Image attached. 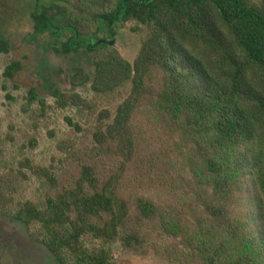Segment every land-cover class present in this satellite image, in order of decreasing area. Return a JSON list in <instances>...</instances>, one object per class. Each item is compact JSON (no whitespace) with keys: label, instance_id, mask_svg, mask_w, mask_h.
I'll return each mask as SVG.
<instances>
[{"label":"trees","instance_id":"16d2710c","mask_svg":"<svg viewBox=\"0 0 264 264\" xmlns=\"http://www.w3.org/2000/svg\"><path fill=\"white\" fill-rule=\"evenodd\" d=\"M36 1L33 32L50 36V49L69 64L72 91L47 88L59 109L83 106L77 87L110 94L131 84L112 123L96 133V154L115 148L132 161L131 120L147 101L155 99L172 118L186 115L190 123V222L143 199L133 217L115 179L102 182L83 164L73 187L56 190L42 205L27 201L17 209L23 224L38 229L55 264H112L109 246L118 239L126 251L145 254L156 244L149 245L142 230L155 222L177 241L165 253L174 264H264V0ZM130 22L147 29L133 63L112 46L93 45L100 26L107 34L101 40L111 41L116 28ZM12 49L0 37V54ZM21 70L12 61L3 75L13 79ZM156 70L166 79L159 90L148 84ZM36 101L46 105L31 88L27 104ZM40 174L55 186L53 175ZM85 237L98 243L88 246Z\"/></svg>","mask_w":264,"mask_h":264},{"label":"rangeland","instance_id":"374dc122","mask_svg":"<svg viewBox=\"0 0 264 264\" xmlns=\"http://www.w3.org/2000/svg\"><path fill=\"white\" fill-rule=\"evenodd\" d=\"M48 2L40 0L39 4ZM36 3L0 0V37L13 47L9 54H0V264H55L38 229L23 224L17 209L27 201L42 205L56 190L73 187L83 164L94 168L102 182L115 179L118 195L126 200L133 217L139 213L136 204L143 199L190 222L194 192L188 166L191 143L187 116L175 120L155 99L147 101L131 120L132 161L125 162L115 148L96 154L99 146L95 135L112 123L131 84L110 94H95L90 85L77 87L74 92L83 106L59 109L47 88L72 91L67 77L69 64L50 49V36L33 32L30 14ZM146 34L147 29L135 22L119 26L112 47L133 63ZM106 35L100 26L97 38ZM92 43L96 44V39ZM12 61L20 62L22 70L7 79L3 74ZM81 63L91 71L88 60ZM148 84L157 90L163 88L166 79L162 71H154ZM31 88L46 103L43 109L38 101L28 106ZM41 170L54 176V187ZM160 229L156 222L144 226L142 235L150 236L149 245L156 244L145 254L126 251L116 240L109 246L112 264H174L165 253L177 241ZM84 242L88 246L98 243L91 237H85Z\"/></svg>","mask_w":264,"mask_h":264},{"label":"water","instance_id":"95a60500","mask_svg":"<svg viewBox=\"0 0 264 264\" xmlns=\"http://www.w3.org/2000/svg\"><path fill=\"white\" fill-rule=\"evenodd\" d=\"M101 44H107L109 46H113L114 45V40L111 41H106V40H98L96 42V45H101Z\"/></svg>","mask_w":264,"mask_h":264}]
</instances>
